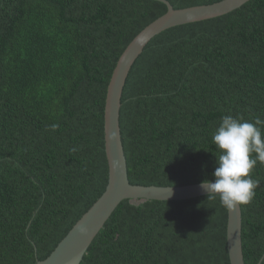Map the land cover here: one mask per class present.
Returning a JSON list of instances; mask_svg holds the SVG:
<instances>
[{
	"label": "trees",
	"instance_id": "16d2710c",
	"mask_svg": "<svg viewBox=\"0 0 264 264\" xmlns=\"http://www.w3.org/2000/svg\"><path fill=\"white\" fill-rule=\"evenodd\" d=\"M176 10L223 0H167ZM168 12L158 0H0V264L46 260L105 193L108 86ZM121 128L132 184L214 181L221 117L264 120V0L170 28L136 61ZM242 206L246 264H264V165ZM218 197L124 201L81 264H231Z\"/></svg>",
	"mask_w": 264,
	"mask_h": 264
},
{
	"label": "water",
	"instance_id": "95a60500",
	"mask_svg": "<svg viewBox=\"0 0 264 264\" xmlns=\"http://www.w3.org/2000/svg\"><path fill=\"white\" fill-rule=\"evenodd\" d=\"M158 1L167 5L168 12L145 28L132 41L118 61L108 86L105 109V139L109 165L107 189L55 251L46 260L38 261L36 264H81L95 239L124 201H182L207 195L201 184L164 187L133 185L130 182L120 125L124 90L134 64L156 36L176 26L222 17L242 8L251 0H223L211 5L180 10H176L167 0ZM228 249L231 264H246L243 249L242 206L229 210Z\"/></svg>",
	"mask_w": 264,
	"mask_h": 264
},
{
	"label": "clouds",
	"instance_id": "9594fccd",
	"mask_svg": "<svg viewBox=\"0 0 264 264\" xmlns=\"http://www.w3.org/2000/svg\"><path fill=\"white\" fill-rule=\"evenodd\" d=\"M212 142L218 152L212 174L214 181L202 182L201 188L207 193V197H218L221 205L229 210L250 204L259 186V181L252 178L251 172L257 163L264 165V120L256 117L254 121H247L243 117L225 115L221 117L220 124L213 133ZM125 153L128 161L126 150Z\"/></svg>",
	"mask_w": 264,
	"mask_h": 264
}]
</instances>
